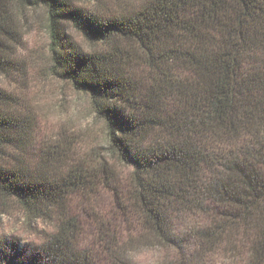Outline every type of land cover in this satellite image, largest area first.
<instances>
[{
	"label": "trees",
	"instance_id": "trees-1",
	"mask_svg": "<svg viewBox=\"0 0 264 264\" xmlns=\"http://www.w3.org/2000/svg\"><path fill=\"white\" fill-rule=\"evenodd\" d=\"M114 2L0 0V72L16 67L17 10L44 7L53 71L89 97L107 147L69 138L30 163L35 125L0 85V196L53 226L31 246L0 238V264H264V0ZM105 191L137 221L99 210L89 244L70 199L94 208Z\"/></svg>",
	"mask_w": 264,
	"mask_h": 264
},
{
	"label": "rangeland",
	"instance_id": "rangeland-1",
	"mask_svg": "<svg viewBox=\"0 0 264 264\" xmlns=\"http://www.w3.org/2000/svg\"><path fill=\"white\" fill-rule=\"evenodd\" d=\"M70 1L74 7L92 12H102L106 5L112 7L115 4V0ZM47 17L44 7L17 10V20L23 36L14 54L16 67L5 74L0 72V85L12 93L17 100V109L26 113L35 125L25 157L35 164L57 141L73 138L76 145H79L96 136L99 145H102L97 148L107 154L104 128L91 108L89 97L78 92L53 71ZM65 28L75 43L85 49L91 48V43L72 22H66ZM119 170L124 175L128 173V169L122 166H119ZM70 203L74 215L80 225H83L87 243L95 237L93 226L97 225L96 214L99 210H103L114 225H135L137 221L132 216L118 215L107 191L99 196V204L93 206L95 209L89 203L90 206L85 204L80 194L73 195ZM52 230L53 226L46 221L31 218L16 200L0 196V238L7 237L21 247L31 246L40 243ZM158 255L159 252L148 248L140 253L139 260L149 263ZM214 261L218 264L226 262L222 255L216 256Z\"/></svg>",
	"mask_w": 264,
	"mask_h": 264
}]
</instances>
